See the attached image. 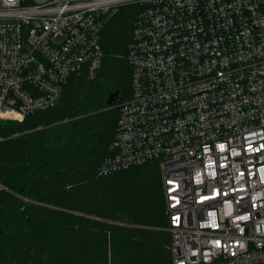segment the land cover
<instances>
[{
    "label": "built area",
    "instance_id": "1",
    "mask_svg": "<svg viewBox=\"0 0 264 264\" xmlns=\"http://www.w3.org/2000/svg\"><path fill=\"white\" fill-rule=\"evenodd\" d=\"M123 6L132 93L100 174L159 163L173 264H264V0H0V121L94 75Z\"/></svg>",
    "mask_w": 264,
    "mask_h": 264
},
{
    "label": "trees",
    "instance_id": "2",
    "mask_svg": "<svg viewBox=\"0 0 264 264\" xmlns=\"http://www.w3.org/2000/svg\"><path fill=\"white\" fill-rule=\"evenodd\" d=\"M134 10L102 29L94 75L74 73L53 107L0 121V264H173L159 163L99 172L132 93Z\"/></svg>",
    "mask_w": 264,
    "mask_h": 264
},
{
    "label": "water",
    "instance_id": "3",
    "mask_svg": "<svg viewBox=\"0 0 264 264\" xmlns=\"http://www.w3.org/2000/svg\"><path fill=\"white\" fill-rule=\"evenodd\" d=\"M120 96L119 91H115L113 93H111L107 99V104L108 105H112L114 101H116Z\"/></svg>",
    "mask_w": 264,
    "mask_h": 264
},
{
    "label": "rangeland",
    "instance_id": "4",
    "mask_svg": "<svg viewBox=\"0 0 264 264\" xmlns=\"http://www.w3.org/2000/svg\"><path fill=\"white\" fill-rule=\"evenodd\" d=\"M162 180V179H161Z\"/></svg>",
    "mask_w": 264,
    "mask_h": 264
}]
</instances>
